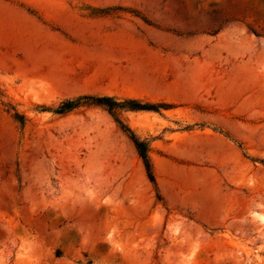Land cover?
I'll return each instance as SVG.
<instances>
[{
    "label": "rangeland",
    "instance_id": "obj_1",
    "mask_svg": "<svg viewBox=\"0 0 264 264\" xmlns=\"http://www.w3.org/2000/svg\"><path fill=\"white\" fill-rule=\"evenodd\" d=\"M0 264H264V0H0Z\"/></svg>",
    "mask_w": 264,
    "mask_h": 264
},
{
    "label": "trees",
    "instance_id": "obj_2",
    "mask_svg": "<svg viewBox=\"0 0 264 264\" xmlns=\"http://www.w3.org/2000/svg\"><path fill=\"white\" fill-rule=\"evenodd\" d=\"M89 105H97L104 107L112 116L114 115L115 111L120 108H128L131 110H158L160 107L164 106L162 104L144 103L133 99L117 101L108 96L84 95L75 99H69L60 102L57 107L53 109V112L57 114H65L77 107ZM14 118L17 119L20 124L23 123V116L21 114L15 113ZM114 120L119 124L120 128L123 131L127 132V136L131 140L132 145L143 164L148 180L153 183L154 177L151 171V165L147 155L146 142L138 139L128 129V127L121 123V121L117 117H114ZM54 254L55 256H59L60 251L56 249Z\"/></svg>",
    "mask_w": 264,
    "mask_h": 264
}]
</instances>
